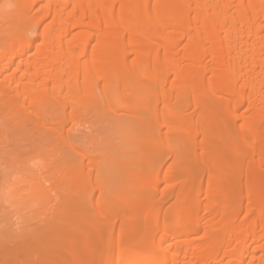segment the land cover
Here are the masks:
<instances>
[{
  "label": "bare ground",
  "instance_id": "1",
  "mask_svg": "<svg viewBox=\"0 0 264 264\" xmlns=\"http://www.w3.org/2000/svg\"><path fill=\"white\" fill-rule=\"evenodd\" d=\"M97 105L124 112L117 126L136 137L121 168L144 178L115 206L101 167L83 180L94 158L66 127ZM2 115L27 141L51 138L68 215L26 245L15 205L48 191L10 185L16 246L0 264H38L40 247L48 264H264V0H0ZM63 240L61 259L51 252Z\"/></svg>",
  "mask_w": 264,
  "mask_h": 264
},
{
  "label": "rangeland",
  "instance_id": "2",
  "mask_svg": "<svg viewBox=\"0 0 264 264\" xmlns=\"http://www.w3.org/2000/svg\"><path fill=\"white\" fill-rule=\"evenodd\" d=\"M131 83L132 82H130V87L132 88V87H134V86H132V85H134V83H132V84ZM127 85H128V83H127ZM124 88H126V87H123L121 91H125L126 93L131 92V91L127 90L129 88V86L126 89H124ZM119 90H118V92H121ZM131 90L133 91V89H131ZM118 102H114V104L116 105V104H118ZM101 104H103L102 101H101ZM98 106H100V107H98ZM101 107H102L101 105H97L96 108L97 109L99 108V110H97V109L95 110V108H94V110L92 109L93 111H96V112H94V115L92 114L91 109L89 110L90 112L88 110H86V112H85V109L83 110V112L76 110L77 114L78 113L80 114V112H82L81 116L83 115L82 117L84 118V120L82 119V117L80 115H78V118H77V114H75L76 117L73 114L72 116H74V118L73 117L72 118L74 119V121L76 119V122H77V120L79 122H81L80 123L81 127H80V124H77L78 125L77 126L76 123L73 122L72 119L68 118V117H70L69 115H71V114H69L70 111H67L66 116H68L67 117L68 121H71V120L72 121L68 122L69 124L67 123L66 127L69 129L70 127L73 126V129L77 130V131H75V130L71 131V133H75V134H73V135H75V143L77 144L76 145L74 143L75 144V146H74L75 150L78 152H84L85 154L90 153V154H88V157L90 155V157L92 156L94 158V164L90 165L87 169L84 170V173L82 176L83 180L88 179V178H93L96 175L100 174L97 171V168L101 167L104 171V174L106 176L110 177V180L108 181V185L111 186L113 189H115L117 192H119V197L109 205V206H113V205L115 206L120 201V199L122 198L121 194L123 193V189H125V188L126 189H136V188H138L142 184L144 178H141L142 176H140L141 180H139L140 178L138 180H135L132 178L130 179L129 175L124 171L123 168H121V165L125 161V157H124L125 153L127 154L128 150H129L128 146H130V145L128 143H131V138L133 136L136 137V135L133 134L134 129L132 127L122 129V128H119L117 126L116 120H118V119L124 120L125 119L123 117L120 118V115H122L124 112H122L120 110L121 108L117 107L118 110L116 111V113L115 112L114 113L106 112L104 115L103 113L105 110H107V108H105V110H103V107H102V111H103L102 112ZM115 110H116V108H115ZM79 116L81 119L79 118ZM2 117H3V119H2ZM4 117H5L4 115L0 116V132H1L0 135L2 138H4V141H5L4 142L0 137V141L2 140L1 141L2 143H0V144H2V145H0V250H2V248H3V250H4L3 253H6V256L8 255L7 258H13L12 256H9V255H11L13 248H15L16 241H13L15 239V237L11 236L10 224L12 223V220H15V217H13V218L11 217L12 215H14L16 213L17 210H15V209L16 208L23 209L22 210L23 215L21 214L23 216L21 221L23 223H21V224L24 227V232H25L24 234H26V237H24V240L26 242V245H29L30 243H32L38 239L40 228H42L43 225H45L48 221H51L54 219H58V220L62 219L63 220V218H65L68 215V211H66V210H68V209H66L67 202L62 201L64 199V197L62 195H63V193H65L64 191L66 190V187H68V185L62 179L61 180L63 181V183H66V185L60 183L62 181H58L59 183L55 182L56 179H54V177H53L54 172H56L57 169L58 170H59V168L64 169L66 165L65 166L61 165V166H63V168H61L58 165V168L56 169L57 164H59L60 161L56 162V160H58V159L54 158V157L58 156V155L54 156L55 154H58V153L55 152L54 155L52 154V153H54L53 152L54 149H52L53 145H51L52 147L50 146V143L52 141L51 142H49V141L51 140V138L50 137H45V138L39 137V138H37V136L35 137V135H34V137L28 138L29 141H27V137L31 136V134H29V136H28V134H26L24 129H22V131L24 130L23 132H24V134H26V136L23 135V133L20 132V130L18 131V129L16 131V129L14 128V131H13L11 126L15 127L14 125H12L14 123L9 121L7 117H5V118ZM108 119H110V120H108ZM85 120H87V121H85ZM2 122H5L6 124H4ZM129 122L132 124L135 121L129 120ZM8 123H10V124H8ZM3 126H4V128H3ZM74 126H75V128H74ZM6 128H8V130ZM4 129H5V131H4ZM9 129H12V131H10ZM11 132L15 133V135H12ZM2 133L5 136H2ZM19 135H20V137H19ZM21 136L23 138H21ZM7 138H9L10 141ZM24 138L26 141L24 140ZM14 139H16V140L14 141ZM136 140L138 141V138ZM78 143H79V145H78ZM133 143L135 144L134 146H136L137 143L139 144V142L135 143V141ZM141 143L143 144V142H141ZM4 146H7V147H4ZM144 146L145 145L143 144V146L141 148H143ZM132 147H133V145L131 146V148ZM137 147L138 146H136V148ZM138 148L140 149V147H138ZM138 148L136 150L137 152H138ZM133 149L134 148H132V150ZM136 151H134V152H136ZM60 158H62V156ZM59 171L64 172L65 170H59ZM67 171H69V170H66V172ZM69 175L71 176V174H69ZM100 175H102V174H100ZM82 178H81V180H82ZM34 180H41L42 182H44V183H42V182L41 183L45 186V190L48 191V195H47L46 199H44L42 201H38L39 198H37L35 196H31V197L28 196L27 198H23L24 199L23 202H27V203H25V206L19 207V206L15 205L16 208L14 209V205H11L9 201L5 200L9 186L10 185H16L19 187V186L26 185V184H28V186H30L31 184L32 185L38 184V182H34ZM41 183L39 185H41ZM95 188H97V187H95ZM90 190H89V192H90ZM120 192H121V194H120ZM26 194H29V190L25 191V195ZM61 196L63 199L61 198ZM9 204H10V206H9ZM142 208H143V206H140V207H138V210L140 211ZM105 209H106V206H100V207L97 206L91 212L92 217H94L96 219L97 213H101V212L104 213ZM163 209H162V211H163ZM88 212L87 211L86 212L85 211L77 212L76 217H74V220L77 221L78 224H79V222L81 224L82 221L84 222V216ZM140 212H141V215H140L141 219H143L145 213H144V211H140ZM69 214H70V212H69ZM73 214L75 215V213H73ZM87 215H90V214H87ZM87 217H89V216H87ZM10 218L12 220H10ZM125 218H126V215H124L123 217L118 215L115 217V220H125ZM97 219L103 221L102 217H98ZM16 221H19V220H15V222ZM55 237H56V235L51 234V236L48 239V242L52 243L53 239ZM80 239H81V237L77 236L74 240H75V242H77ZM65 243L66 242H64V240H63L58 245H56L54 247L53 251L51 252L52 255H55V257H57V258L61 257V259L65 258L66 257L65 256L66 255L65 254V251H66L65 247H67V244H66V246H64ZM2 251H0V252H2ZM42 251H44V250L41 247L38 248L34 253V259L38 260V262H39L38 264H48V262H50V260L52 261V259H50V257L47 256L42 261L39 258L42 254ZM81 261H84V258H82V259L76 258V260L74 261L75 262L74 264H81ZM13 262H8V263L6 262V263L7 264H14ZM21 264H23V263L21 262Z\"/></svg>",
  "mask_w": 264,
  "mask_h": 264
}]
</instances>
